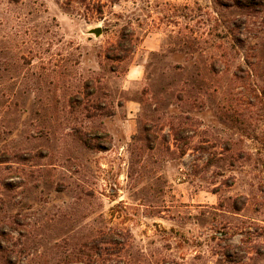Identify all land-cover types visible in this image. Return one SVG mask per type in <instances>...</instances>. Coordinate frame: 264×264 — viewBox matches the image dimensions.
Wrapping results in <instances>:
<instances>
[{
  "label": "rangeland",
  "instance_id": "obj_1",
  "mask_svg": "<svg viewBox=\"0 0 264 264\" xmlns=\"http://www.w3.org/2000/svg\"><path fill=\"white\" fill-rule=\"evenodd\" d=\"M0 264H264V0H0Z\"/></svg>",
  "mask_w": 264,
  "mask_h": 264
},
{
  "label": "trees",
  "instance_id": "obj_2",
  "mask_svg": "<svg viewBox=\"0 0 264 264\" xmlns=\"http://www.w3.org/2000/svg\"><path fill=\"white\" fill-rule=\"evenodd\" d=\"M79 2L83 3V2H86V0H79ZM91 12L101 15L103 13V7L101 5V2L98 1V2L94 3ZM132 36H133V33H131V35H126L124 33H121L117 43L115 44V46L113 48H111V50H113L112 52L118 53V52L128 51L129 48L131 47ZM83 85H84L85 90L91 89V93L96 91V80H94V79L85 80ZM102 105L105 108L107 107L106 106V98L96 99L95 109H97V110L101 109L102 110L103 109V108H101ZM105 114L110 115L111 112H108ZM99 149H103V148H99Z\"/></svg>",
  "mask_w": 264,
  "mask_h": 264
},
{
  "label": "crops",
  "instance_id": "obj_3",
  "mask_svg": "<svg viewBox=\"0 0 264 264\" xmlns=\"http://www.w3.org/2000/svg\"><path fill=\"white\" fill-rule=\"evenodd\" d=\"M145 72V62L139 61L137 63H134L130 65L127 73H126V79L129 83L139 82L142 80ZM137 103L134 101H128L126 103V107L128 109V117L126 123L130 124L132 120L130 117H132L136 111Z\"/></svg>",
  "mask_w": 264,
  "mask_h": 264
},
{
  "label": "water",
  "instance_id": "obj_4",
  "mask_svg": "<svg viewBox=\"0 0 264 264\" xmlns=\"http://www.w3.org/2000/svg\"><path fill=\"white\" fill-rule=\"evenodd\" d=\"M92 33H93L95 36H99V34H100V30L97 28V29L93 30Z\"/></svg>",
  "mask_w": 264,
  "mask_h": 264
}]
</instances>
